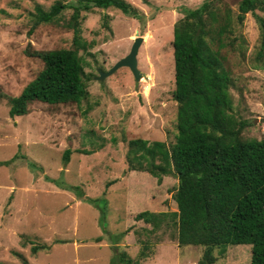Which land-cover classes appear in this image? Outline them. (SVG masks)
I'll use <instances>...</instances> for the list:
<instances>
[{
	"label": "rangeland",
	"instance_id": "374dc122",
	"mask_svg": "<svg viewBox=\"0 0 264 264\" xmlns=\"http://www.w3.org/2000/svg\"><path fill=\"white\" fill-rule=\"evenodd\" d=\"M78 1L0 0V264H125L122 254L136 261L144 241L147 256L136 264H197L202 247H178L171 226L149 233V225L134 220L142 211L174 212L176 180L157 183L127 171L125 153L131 139L174 142L172 25L205 0H124L144 16L142 23L112 8L81 12L77 54L88 76L85 99L31 102L25 115L9 118L8 99L42 69L31 54L72 48L65 24ZM220 1L237 13L240 0ZM55 2L65 6L57 22L32 27L34 7L47 10ZM135 36L142 39L137 86L125 67L98 80L97 71L124 57ZM225 42L220 54L232 111L249 122L241 138L264 140L258 121L264 120V50L251 13ZM64 150H70L66 163ZM213 256V264H249L250 247L229 245Z\"/></svg>",
	"mask_w": 264,
	"mask_h": 264
},
{
	"label": "trees",
	"instance_id": "16d2710c",
	"mask_svg": "<svg viewBox=\"0 0 264 264\" xmlns=\"http://www.w3.org/2000/svg\"><path fill=\"white\" fill-rule=\"evenodd\" d=\"M64 8L59 2L47 10L35 6L32 27L57 22ZM91 8H112L141 23L144 19L124 0H80L72 5L65 24L72 33V48L31 54L42 62V69L16 97L8 99L9 118L25 115L31 102L55 105L85 99L88 76L77 54L79 19L81 12ZM255 10L264 13V0H240L236 14L220 0H205L174 22V142L166 146L160 141H127V171L145 172L157 183L162 177L176 180L171 194L174 212L142 211L134 220L149 225V233L171 226L178 247H202L197 264H213V251L222 256L229 245L249 246V264H264V140L241 138L249 122L233 114L228 91L231 79L220 54L233 25L241 24L247 13H251L258 27L259 51L264 50V19ZM69 155L70 150H64V163ZM88 201L95 203L96 199ZM147 248L144 241L136 261L124 254L120 261L136 264L146 258ZM36 251L37 247H31L32 253Z\"/></svg>",
	"mask_w": 264,
	"mask_h": 264
},
{
	"label": "water",
	"instance_id": "95a60500",
	"mask_svg": "<svg viewBox=\"0 0 264 264\" xmlns=\"http://www.w3.org/2000/svg\"><path fill=\"white\" fill-rule=\"evenodd\" d=\"M141 42V37L135 36V38L132 40V44L129 48L128 53L124 57L120 58L107 72L102 73L100 71H97L99 76L97 79L101 80L103 79V77L111 75L117 69L125 67L129 70L134 81V87H136L141 77V74L136 67V54ZM256 121L257 120L255 119L254 122ZM258 121L263 122L264 120L260 119Z\"/></svg>",
	"mask_w": 264,
	"mask_h": 264
}]
</instances>
